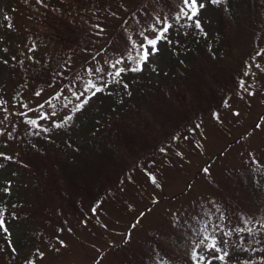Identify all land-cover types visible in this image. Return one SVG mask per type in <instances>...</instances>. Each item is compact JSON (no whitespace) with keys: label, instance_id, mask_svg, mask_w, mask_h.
Returning a JSON list of instances; mask_svg holds the SVG:
<instances>
[{"label":"rangeland","instance_id":"obj_1","mask_svg":"<svg viewBox=\"0 0 264 264\" xmlns=\"http://www.w3.org/2000/svg\"><path fill=\"white\" fill-rule=\"evenodd\" d=\"M204 3L197 29L179 0H0V264H193L208 233L264 264V0Z\"/></svg>","mask_w":264,"mask_h":264},{"label":"snow or ice","instance_id":"obj_2","mask_svg":"<svg viewBox=\"0 0 264 264\" xmlns=\"http://www.w3.org/2000/svg\"><path fill=\"white\" fill-rule=\"evenodd\" d=\"M37 2L39 3L40 0H37ZM211 2L218 4L221 2V0H211ZM205 6L206 5L204 3V0H179L178 13L174 18L175 19L187 18V20L193 21V24L197 29H201L199 14H200V10H202ZM168 21H169V17L165 16L163 20L156 18L154 23L152 25H149V28H151L152 32L154 33V36L151 38L145 37V43L141 44L140 46L141 51L137 52V58L133 59L131 56L129 57V59L132 60V62L135 64V67H132L130 69L131 71H141L142 65L148 61L149 56L159 51L157 47L158 42L167 39L166 34L168 33L170 27H172V25ZM149 49H151V51H149ZM120 63L121 61L117 60L115 64H113V67H115L116 64H120ZM125 70L126 69L123 68L117 70L113 75L114 80L116 77H119L121 75V72ZM96 71L99 72L100 69H96ZM241 86L243 87V84ZM124 87L127 88V85H124ZM89 91H91V96H95L98 92L102 91V88L96 85L95 83H93L92 81H88L86 87L82 92H80L79 94L73 93V95L76 96L77 100H80V98L82 96H85V93ZM36 94L39 95V93ZM91 96H85V98L81 101V103L76 105L74 110L79 111L84 106V104H86L88 100L91 99ZM0 104H3L2 100H0ZM40 118L47 119V116L41 113ZM68 119H71V117H68ZM29 123L33 126L38 127L36 120H31ZM56 126L59 127L60 125H56ZM257 126L259 127V125ZM204 171L207 172V169H204ZM150 179L153 183H156V178L154 176H150ZM3 215H4L3 210H0V229L7 231V229L4 228L5 221L3 219ZM221 220H223V216H221ZM252 222L253 221L250 218H246L242 220V223H244L246 226L251 224ZM260 223L261 226L264 227V221H261ZM216 227L220 228V225H216ZM197 231L198 233L207 232V226H205V228L198 229ZM234 231H236L237 233H243L245 231L252 232V229L248 227H237L236 229H234ZM224 235L230 236L231 232H226L224 233ZM209 252L213 253V255L207 256L205 254ZM190 255L193 264H213V261H219L220 264H230L228 240L227 239L218 240L214 233H208L203 235L202 238L195 243V246L191 251Z\"/></svg>","mask_w":264,"mask_h":264},{"label":"trees","instance_id":"obj_3","mask_svg":"<svg viewBox=\"0 0 264 264\" xmlns=\"http://www.w3.org/2000/svg\"><path fill=\"white\" fill-rule=\"evenodd\" d=\"M40 5V4H39ZM40 7L42 8V9H38L37 11H36V15H37V18H39V22L41 23V24H43V26L44 27H46V29H47V23H46V21L48 20V17H47V15H44V14H41V12H42V10H44L43 9V7L40 5ZM56 22H54L53 21V24H55ZM50 28V27H49ZM52 31H53V29L52 28H50ZM50 29H49V31H50ZM51 32V31H50ZM51 36H52V32H51V34H50ZM200 36H203V34L201 33L200 34ZM32 37L36 40V41H38V39H39V37H38V35L35 33V32H33L32 33ZM202 41V40H201ZM193 44V43H192ZM191 44V45H192ZM203 54H205L204 52L203 53H200V55H203ZM115 95L118 97L117 99H119V100H123V102H125V101H129V99H127L126 97H125V95L122 93V94H120L119 93V91L117 90L116 91V93H115ZM129 103H130V101H129ZM124 106H122L121 108H123ZM117 111V110H116ZM116 111H114V109H111V111L109 112V114H107V115H105L104 117H102V118H100L99 119V121L101 120V119H108V118H112L113 119V121H114V127H113V129L110 131V133H109V136H108V138H112V139H115L116 137H117V134H120L121 133V131H122V128H123V124H125L126 123V121H122V120H117L116 121V117L114 116H112V113H115ZM118 115V114H117ZM126 120V119H125ZM128 121V120H127ZM104 131L102 132V133H99V135H102V136H105V135H107L108 133H106V134H104ZM253 254H257L258 256H260V257H262V261H263V263H264V249H259V250H257V251H255V253H253ZM251 264H253V263H251Z\"/></svg>","mask_w":264,"mask_h":264}]
</instances>
